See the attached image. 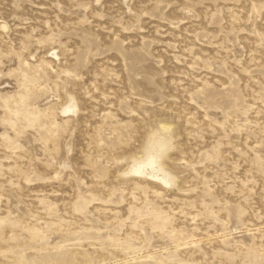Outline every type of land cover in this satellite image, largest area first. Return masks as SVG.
I'll return each mask as SVG.
<instances>
[{
	"label": "rangeland",
	"instance_id": "obj_1",
	"mask_svg": "<svg viewBox=\"0 0 264 264\" xmlns=\"http://www.w3.org/2000/svg\"><path fill=\"white\" fill-rule=\"evenodd\" d=\"M0 264H264V0H0Z\"/></svg>",
	"mask_w": 264,
	"mask_h": 264
}]
</instances>
